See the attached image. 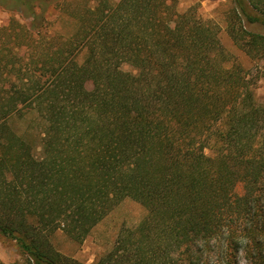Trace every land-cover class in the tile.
<instances>
[{"label":"trees","instance_id":"obj_1","mask_svg":"<svg viewBox=\"0 0 264 264\" xmlns=\"http://www.w3.org/2000/svg\"><path fill=\"white\" fill-rule=\"evenodd\" d=\"M8 1L24 20L0 28V234L22 253L13 264H84L50 237L82 243L126 198L146 215L94 264H264V100L249 71L226 66L218 31L178 0ZM231 4L228 34L263 61L250 27L264 29V0Z\"/></svg>","mask_w":264,"mask_h":264},{"label":"rangeland","instance_id":"obj_2","mask_svg":"<svg viewBox=\"0 0 264 264\" xmlns=\"http://www.w3.org/2000/svg\"><path fill=\"white\" fill-rule=\"evenodd\" d=\"M10 4L11 2L8 0H0V28L8 27L16 21L24 22L19 13L11 10ZM231 7V0H178L177 9L179 12L184 13L192 8L197 16L211 24L218 31L221 43L227 53L226 66H232L238 63L246 71H249L246 74V79L250 81L251 87L256 91L258 99L263 101L264 60L256 63L235 46L227 31V19ZM53 10L55 13L58 12L55 9ZM250 29L264 33V29L253 27H250ZM122 68L125 71L132 70L128 65H124ZM240 93L241 88H237L235 94L238 95ZM32 140L37 146L40 145V135L35 134ZM40 152L41 148H38L37 154L39 155ZM205 152L208 155L214 154L210 148H207ZM236 192L243 194V184L240 183L237 185ZM145 215L146 210L141 204L133 199L126 198L95 226L82 243L74 241L62 230L53 234L50 240L53 247L63 256L74 258L84 264H94L101 256L113 249L123 229L135 228ZM22 257V253L15 241L0 234V260L5 264H13L20 262ZM206 257H209V255L203 256L202 261L198 264H208ZM215 260L216 254L211 253L209 264H216ZM239 261L240 264H247L242 255H240Z\"/></svg>","mask_w":264,"mask_h":264}]
</instances>
